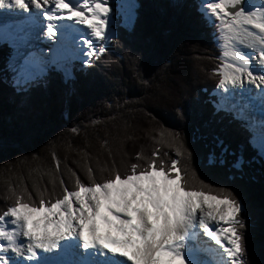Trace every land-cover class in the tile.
I'll return each mask as SVG.
<instances>
[{"label":"trees","instance_id":"1","mask_svg":"<svg viewBox=\"0 0 264 264\" xmlns=\"http://www.w3.org/2000/svg\"><path fill=\"white\" fill-rule=\"evenodd\" d=\"M172 2L185 7L173 8ZM198 2L139 0L142 7L132 34L111 10L117 19L112 18L110 33H118L119 40L114 42L110 35L105 42L109 47L95 67L84 68L76 61L70 69L74 79L50 73L46 88L33 86L19 94L7 72L11 47L0 42V214L13 202L11 193L19 194L21 188L34 198L33 184L52 192V177L57 196L63 191L61 177L75 190L65 164L88 185V169L95 181L104 182L116 174H131L132 163L144 167L145 161H158L167 153L164 159L169 165L171 159L177 160V168L169 175L179 174L182 186L185 171L190 177L186 190L209 195L216 194V187L231 185L236 190L247 207L246 259L250 264H264V161L244 125L215 107L222 53L216 42L217 28L206 17L207 23L202 22L189 7ZM122 44L143 50L145 79H151V85L130 78L128 56L118 55ZM161 86L173 92L178 89L184 96L183 124L177 125L173 111L179 97H162ZM22 99L26 101L23 106ZM178 129L190 157L187 153L177 156L169 147V133ZM214 137L234 153L225 157L223 165L208 161L211 150L219 152ZM240 153L247 162L243 175L229 180V165ZM44 199L54 201L48 195Z\"/></svg>","mask_w":264,"mask_h":264},{"label":"snow or ice","instance_id":"2","mask_svg":"<svg viewBox=\"0 0 264 264\" xmlns=\"http://www.w3.org/2000/svg\"><path fill=\"white\" fill-rule=\"evenodd\" d=\"M170 6L185 7L182 2H172ZM141 7L139 0H118L115 6L121 16V26L129 34L136 29ZM189 7L202 22L207 23L206 13L221 34H228L223 36L227 48L223 56L230 58L232 63L220 69L218 87L226 91L229 84L241 86L245 80L250 84H256L257 80L264 84V75L252 76L250 59L235 44L227 43L235 39L256 50L259 63L264 66V6L249 8L245 0H199L198 4ZM31 9L42 12L46 21L43 35L48 40L58 41L57 22L60 20H74L87 26L90 36L95 39L81 37L85 47L79 51L83 54L81 64L84 68L95 67L109 47L105 43L98 45L97 41L107 40L109 35L114 37V42L119 40L118 33L105 32L111 11L109 0L78 3H72V0H0V42L16 46L27 38L25 26L37 24ZM69 40L75 44V37ZM118 55L128 56V74L133 81L139 80L144 86L152 84L151 79H145L148 72L144 70L142 49L122 44ZM61 59L55 52L49 58L29 52L15 64L14 53L13 63L9 64L13 73L11 87L17 94L27 92L33 86L46 88V77L50 73H61L64 80L74 79L72 71L62 65ZM160 94L162 97H179L173 111L177 125L183 124L186 119L184 96L178 89L173 92L166 86H161ZM25 102L22 99L19 103L23 106ZM215 107L217 110L223 108L224 98ZM214 139L219 152L211 150L208 161L223 165L225 157L234 153L221 138ZM168 144L177 156L185 153L191 156L182 130L170 132ZM260 146V154L264 157V134ZM164 156L167 153L158 161H145L144 167L132 163L131 174H116L104 182L95 181L88 169L87 178L91 181L88 185L65 164L69 181L74 180L75 190H70L61 177L59 186L63 191L57 196L56 179L52 177L49 179L52 192L33 184L35 198L26 188H21L19 194L11 193L13 202L0 214V264H208L200 254L211 253L213 249L211 245L202 246L197 224L203 236L223 251L224 264H250L246 259L244 239L247 207L236 190L231 185L216 187L215 195L186 190L190 187L187 172L182 186L179 174L169 175L177 168V160L171 159L169 165ZM246 163L242 153L236 155L229 165L232 174L228 179L242 176ZM201 184L203 188H209L203 181ZM45 195L53 197L54 201H46Z\"/></svg>","mask_w":264,"mask_h":264},{"label":"rangeland","instance_id":"3","mask_svg":"<svg viewBox=\"0 0 264 264\" xmlns=\"http://www.w3.org/2000/svg\"><path fill=\"white\" fill-rule=\"evenodd\" d=\"M117 2H118V0H109V7H110V9L111 10H115V6H116V4H117ZM245 4H246V7H249V8H251V7H259V4L260 5H262V6H264V0H245ZM31 11L33 12V14L36 16V17H38L39 15H40V10H39V12H37V10L36 9H31ZM121 17V16H120ZM205 17L207 18V20L211 23V21H212V17H210V16H207V14L205 13ZM112 18L113 19H117V16H115L114 14H112L111 12L109 13V21L107 22V24H106V27H105V32L106 33H110V26L112 25ZM216 28H217V32H218V34H217V38H216V42H217V45H218V47L220 48V50H221V53H222V67L225 65V64H228V63H232V61H231V59L230 58H228V57H224L223 56V52L225 51V50H227V48L225 47V40H224V38H223V36L224 35H228L227 33H224V34H221L220 33V31H219V28L217 27V26H215ZM31 29H28V31L27 32H29ZM32 35H34L35 33L34 32H32L31 33ZM89 34H90V32H89ZM43 35V34H42ZM109 37H110V35L108 36V39H109ZM89 39H95L94 37H90ZM107 39V40H108ZM107 40H104L103 38H101V40L100 41H97V44L99 45V43H105ZM30 43H33V44H35V45H37V43H36V41H32V42H30ZM30 43H26L25 45L26 46H24V45H16V46H10L11 47V57L9 58V60H8V63H7V72H8V74H9V82L11 83V76L13 75V73L10 71V69H9V64L10 63H13V54L15 53V61H16V56L20 53L21 54V56L20 57H23V55H26L27 53H29L30 51L32 52V51H36V49L35 48H33V46L32 45H28V44H30ZM228 45H232V44H235V46H236V48H238L243 54H244V51H243V45L242 44H240V43H238L235 39H230L228 42ZM49 44V45H48ZM50 42H47V44L46 45H48L49 47H50ZM38 46V45H37ZM48 47L47 46H45V47H41V50H43V57L44 58H49L50 56H49V52H48V49H47ZM16 49H17V51H16ZM19 51V52H18ZM70 58H69V60H67V61H65L62 65L65 67V68H67V69H71V67H72V63L74 64L75 62H76V60L81 64V61H82V59H83V56H81L78 52H76V50H75V48H73V47H71L70 48ZM18 62H15V64H17V63H19V59L17 60ZM70 78V77H69ZM263 85V84H262ZM262 87V86H261ZM257 88V87H256ZM260 89V88H259ZM251 91L253 92V93H256V91H255V89H251ZM229 95L231 96V95H233V97L235 96V97H237V96H239V93H238V90H237V88L235 87V86H233V85H231V84H229L228 85V88H227V90L225 91L224 89H222V88H220V87H217L216 88V90H215V96H216V99H217V101H218V103L220 102V100H221V98H224V107L223 108H221V109H223V110H225V111H228V112H230V114L232 115V118L234 119V120H236V121H238V122H240V120L243 122V125H244V128L245 129H247L248 130V133H249V135L251 136V139H250V142H251V145L258 151V154H259V156H260V158L264 161V157H262L261 156V146L259 145V143L258 142H256V140H254V137H255V133L253 132V129L250 127V124H249V122H246L247 120L245 119H242L241 118V116H240V114H239V111H238V108L239 107H237V108H233V110L232 111H230L228 108L230 107V104H229V102H227L228 101V99H229ZM238 98V97H237ZM236 99V98H235ZM239 102H240V100H239ZM237 103H238V101H237ZM248 117V116H247ZM259 128L261 129V133L259 132L258 134H264V129H262V127H260L259 126ZM76 205L74 204V207H75ZM211 223V222H210ZM214 224L216 223V222H213Z\"/></svg>","mask_w":264,"mask_h":264},{"label":"bare ground","instance_id":"4","mask_svg":"<svg viewBox=\"0 0 264 264\" xmlns=\"http://www.w3.org/2000/svg\"><path fill=\"white\" fill-rule=\"evenodd\" d=\"M262 6L259 4V7ZM87 15V12L85 13ZM43 18V15L41 13V19ZM36 25L34 26H31V25H26L25 28H24V32L28 35H31V30L33 28H35ZM28 29H31L29 32ZM76 30H78L79 32H81V35L84 37V38H87L89 39L91 36L89 34L90 30L87 28L86 25H81V26H77L76 27ZM43 33L40 32L36 37V43L37 45L33 44V43H30L28 45H32L33 48L36 49V51H32L33 53L37 54L38 56H42L44 53H43V50H41V47H45L47 46V42L48 40H46L44 38V35H42ZM21 42H18L17 44H20ZM24 46H26L24 44ZM244 46V45H243ZM84 47V46H83ZM243 51H244V54L250 59L251 63L249 65V68H250V71L252 72V76L253 77H258V76H261V75H264V66H262L260 63H259V60H258V52L254 49H250V48H247V47H243ZM19 52V51H18ZM31 52V51H30ZM21 54L19 53L17 56H16V61L15 62H18L17 60L19 59V63H20V60L23 58V57H20ZM17 63V64H19ZM252 77H249V79H251ZM262 86V87H261ZM238 90V93H239V96H241V98L248 94V95H251L253 98H256V95L258 93V90L262 89L264 90V84H259V81L257 80V83L256 84H250L248 83L246 80L243 81L242 85L241 86H235ZM257 87V88H256ZM260 88V89H259ZM251 89H255L256 93H253L251 91ZM262 98V96H261ZM264 100V99H263ZM238 101V98H236L235 100H233L230 104L232 105L233 108H238V111H239V114L241 115V117L243 119H248V121H250V123L252 124V129H253V132L255 133V136H258V133L260 132L261 133V129L259 128V123L261 122L260 120H258V122H254L253 120H251L252 118V113L251 112H247V109L245 108V106L243 105V103L239 102L237 104ZM239 105V106H238ZM248 116V117H247ZM258 118H261V117H258ZM264 132V131H263ZM199 212V210H197V213ZM123 218V217H122ZM213 223V222H211ZM214 224V223H213ZM221 226H225L223 224H221ZM196 231L198 233H201V235H199L198 237L200 238V241H204L206 239L205 236L202 235V230H200L198 228V224L196 226ZM201 238H203L201 240ZM202 246H208L207 244H204V242L202 243ZM213 249V248H212ZM218 251L217 249H213L211 253H204L205 254V257H202L201 259L205 260L208 262V264H216L212 259H213V256L215 254H217ZM129 264H131V262H129Z\"/></svg>","mask_w":264,"mask_h":264}]
</instances>
